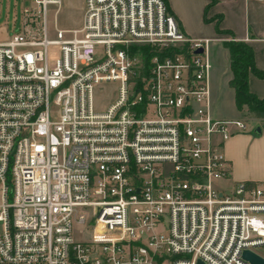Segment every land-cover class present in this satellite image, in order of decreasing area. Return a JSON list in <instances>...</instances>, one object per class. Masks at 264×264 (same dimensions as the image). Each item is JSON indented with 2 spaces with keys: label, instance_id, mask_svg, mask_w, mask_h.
I'll use <instances>...</instances> for the list:
<instances>
[{
  "label": "built area",
  "instance_id": "obj_1",
  "mask_svg": "<svg viewBox=\"0 0 264 264\" xmlns=\"http://www.w3.org/2000/svg\"><path fill=\"white\" fill-rule=\"evenodd\" d=\"M32 1L0 41V264H251L264 179L221 182L249 122L212 113L210 38L166 0H85L71 28ZM134 44L155 49L140 85ZM102 80L120 85L99 110Z\"/></svg>",
  "mask_w": 264,
  "mask_h": 264
},
{
  "label": "crops",
  "instance_id": "obj_2",
  "mask_svg": "<svg viewBox=\"0 0 264 264\" xmlns=\"http://www.w3.org/2000/svg\"><path fill=\"white\" fill-rule=\"evenodd\" d=\"M182 29L193 38H210L211 110L216 117L246 118L249 129L234 133L224 143L228 185L239 180L264 179V120L249 118L236 105L230 51L226 41L243 40L252 46L257 67L264 70V0H167ZM83 5L80 19L83 20ZM74 26V27H76ZM249 88L264 96V75H249ZM261 125V132L255 128Z\"/></svg>",
  "mask_w": 264,
  "mask_h": 264
},
{
  "label": "rangeland",
  "instance_id": "obj_3",
  "mask_svg": "<svg viewBox=\"0 0 264 264\" xmlns=\"http://www.w3.org/2000/svg\"><path fill=\"white\" fill-rule=\"evenodd\" d=\"M33 5L32 0H0V41L10 39L15 31L20 29L24 9ZM85 5V0H62V4L57 12L58 25L65 28H71L77 25L81 9ZM56 5L49 6V31L55 35V10ZM76 24V25H75ZM209 50V48H208ZM119 80H102L95 83L93 89V100L96 109L102 110L109 106L117 97L119 90ZM222 183H226L223 179ZM81 210L88 211V208L81 207ZM2 226L0 225V231ZM74 237L80 238L78 225L74 226ZM264 253V248H261Z\"/></svg>",
  "mask_w": 264,
  "mask_h": 264
},
{
  "label": "trees",
  "instance_id": "obj_4",
  "mask_svg": "<svg viewBox=\"0 0 264 264\" xmlns=\"http://www.w3.org/2000/svg\"><path fill=\"white\" fill-rule=\"evenodd\" d=\"M166 2L168 4L167 0ZM168 7L170 9L169 4ZM225 43L230 51V63L233 71L230 85L235 89L237 107L240 110H244L249 118L264 120V96L257 95L249 88V75L251 72L264 75V70L259 69L255 63L252 46L243 40L235 39L227 40ZM131 50L133 54L141 58L143 63L142 67L138 70V75H136L137 83L140 85L142 77L148 71L155 49L148 45L134 44ZM173 51L175 49L166 50L164 54Z\"/></svg>",
  "mask_w": 264,
  "mask_h": 264
},
{
  "label": "water",
  "instance_id": "obj_5",
  "mask_svg": "<svg viewBox=\"0 0 264 264\" xmlns=\"http://www.w3.org/2000/svg\"><path fill=\"white\" fill-rule=\"evenodd\" d=\"M198 51H202V49H198ZM261 130V125H257L255 131L257 133H260ZM243 257L249 260L251 264H264V255L256 250L248 248L245 249L243 251ZM199 263L204 264L202 261H200Z\"/></svg>",
  "mask_w": 264,
  "mask_h": 264
}]
</instances>
